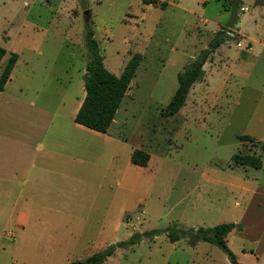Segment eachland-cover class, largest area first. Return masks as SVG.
<instances>
[{"label":"rangeland","instance_id":"374dc122","mask_svg":"<svg viewBox=\"0 0 264 264\" xmlns=\"http://www.w3.org/2000/svg\"><path fill=\"white\" fill-rule=\"evenodd\" d=\"M159 1L165 9L144 0H0V47L7 58L20 57L8 92L25 100L53 110L63 102L71 115L85 93L88 23L106 68L115 75L135 54L142 55L109 131L128 140L129 148L149 153L148 168L131 172L130 189L116 185L109 193L101 188L93 203L91 192H85L81 210L91 208V215L45 221L56 228L85 227L95 252L135 233L240 224L227 237L236 261L255 264L257 255V264H264V165L256 170L232 163L239 153L263 155L264 0H241L238 8L236 0ZM221 30L228 41L207 62L205 77L192 87L186 105L169 115L178 74ZM239 136L256 142L243 144ZM115 151L110 177L118 179L130 155L128 148ZM2 204L6 210L12 203ZM104 221L108 229L99 233ZM17 223L18 218L0 217V264H68L60 256L66 251L48 256L29 247L45 242L43 233L21 231ZM123 252L111 264H232L218 247L197 242L194 233L176 243L167 233L146 237Z\"/></svg>","mask_w":264,"mask_h":264},{"label":"crops","instance_id":"0c3cea01","mask_svg":"<svg viewBox=\"0 0 264 264\" xmlns=\"http://www.w3.org/2000/svg\"><path fill=\"white\" fill-rule=\"evenodd\" d=\"M12 75L5 90L0 91V217L18 218L17 228L21 231L31 228V231L43 233L45 242L29 243L28 246L46 251L48 256L56 255L52 251H66L60 256L68 264L88 258L98 252L94 251H97L95 242L87 237L85 227L64 225L56 228L45 219L65 217L77 221V218L81 220L91 215V208L81 210L85 206L82 202L85 192H91L89 202L93 203L101 188L107 187L109 193L116 185L130 189L134 184L131 172L140 174L148 167L132 164V154L138 149L129 148L128 140L112 135L111 131L102 134L76 123L86 92L74 104L69 116L63 102L53 110L8 92ZM123 106L113 125L117 123ZM100 140L106 145L102 146ZM116 147L128 148L130 155V163L118 179L110 177L116 160ZM2 203L12 204L3 210ZM100 226L99 233L108 229L105 221ZM83 243L87 245L81 248ZM106 245L107 248L113 244ZM197 246L192 250L195 251ZM127 249H119L105 264H111ZM254 258L257 260L255 264L260 262L257 255Z\"/></svg>","mask_w":264,"mask_h":264},{"label":"trees","instance_id":"16d2710c","mask_svg":"<svg viewBox=\"0 0 264 264\" xmlns=\"http://www.w3.org/2000/svg\"><path fill=\"white\" fill-rule=\"evenodd\" d=\"M83 3L86 0H81ZM149 5L165 9L166 3H160L159 0H144ZM241 0H236L233 5L238 8ZM228 41V34L221 30L216 34L209 47L203 50L200 55L189 64L183 72L178 74V88L172 98L168 108L169 115L177 114L187 102V98L192 87L201 82L205 77V67L212 56ZM86 46L90 52V61L86 68L84 77V87L86 97L76 116V123L99 133L107 134L113 125L117 113L121 108L131 83L136 77L138 68L142 61L141 54H135L127 63L123 73L120 76L109 71L104 64V56L101 52L98 41L95 39V32L92 25H86ZM6 49L0 47V91H4L7 83L11 79L12 72L19 60L17 54H11L7 58ZM239 141L245 143H255L256 140L251 136H239ZM264 145L263 155L255 156L249 154H236L232 158L234 166L243 168H253L260 170L264 165ZM151 160L149 153L143 150H136L131 157L132 164L143 168L148 167ZM241 226H238V229ZM236 228L235 224H220L213 228H199L191 231H181L177 229H168L166 231H151L146 233H135L129 240L110 245L105 250L98 252L88 258L72 262L70 264H105L110 257L115 255L119 249H127L138 245L146 237H156L161 233H167L171 243H176L183 236L194 233L197 242H204L214 245L225 252L232 262L236 257L228 246L227 237Z\"/></svg>","mask_w":264,"mask_h":264},{"label":"water","instance_id":"95a60500","mask_svg":"<svg viewBox=\"0 0 264 264\" xmlns=\"http://www.w3.org/2000/svg\"><path fill=\"white\" fill-rule=\"evenodd\" d=\"M86 14H88V11L86 12ZM232 264H240L238 261L234 260L232 261Z\"/></svg>","mask_w":264,"mask_h":264}]
</instances>
